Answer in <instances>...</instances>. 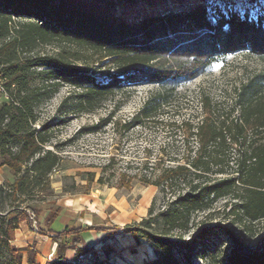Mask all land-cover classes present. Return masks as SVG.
Returning <instances> with one entry per match:
<instances>
[{
  "label": "trees",
  "instance_id": "16d2710c",
  "mask_svg": "<svg viewBox=\"0 0 264 264\" xmlns=\"http://www.w3.org/2000/svg\"><path fill=\"white\" fill-rule=\"evenodd\" d=\"M210 1L0 0V94L7 97L0 104V157L1 165L16 175L10 196L17 201L50 189V178L61 163L60 155L47 148L50 127L34 126L41 98L69 85L74 89L66 101L75 99L79 108L91 112L113 88L168 86L124 126L129 131L150 119L155 105L176 85L198 78L228 55L248 51L264 58V15L253 18L248 9L241 15ZM41 46L56 51L41 54ZM105 60L114 72L99 81L90 65ZM39 68L45 70L42 86L35 84ZM203 110L197 124L181 125L185 139H197L186 161L155 163L148 158L142 164L152 172L140 181L159 192L147 217L126 226L123 233L137 245H150L156 257L147 264H191L198 252L214 251V242L222 234L230 235L227 225L212 219L220 201H231L227 216L232 226L248 231L264 220V71L240 85L226 115H216L209 99ZM109 122L102 120L97 128ZM123 178L122 186L130 188ZM1 193H6L2 186ZM26 210L37 220L44 212L28 206L16 217L0 220L1 264H23V250L12 242L22 222L32 223ZM47 210L42 235H53L57 244L54 264H70L68 249L77 256L93 251L86 233L115 236L121 230L79 226L55 232L62 211ZM228 260L264 264V253H234ZM28 264H38L30 248Z\"/></svg>",
  "mask_w": 264,
  "mask_h": 264
},
{
  "label": "rangeland",
  "instance_id": "374dc122",
  "mask_svg": "<svg viewBox=\"0 0 264 264\" xmlns=\"http://www.w3.org/2000/svg\"><path fill=\"white\" fill-rule=\"evenodd\" d=\"M210 3L232 8L241 15L248 9L253 18H257L258 13L264 15V0H211ZM55 51L50 46H41L37 50L41 54ZM106 63L107 60L90 65L91 69H96L94 72L99 81H106L108 74L114 72ZM44 71L43 68L36 70L35 84H45ZM261 71H264V58L248 51L232 53L198 78L176 85L164 101L155 105L150 119H144L143 124L129 131L124 126L140 112L148 99L162 93L168 86L143 84L113 88L91 112L79 108L75 99L66 101L74 89L69 85L50 98H41L36 105L38 122L34 126L38 129L42 125L50 127L51 142L47 148L61 157L59 167L50 178V189L20 196L16 201L9 194L16 175L1 165L0 157V186L6 191L0 194V220L16 217L28 206L44 210L38 220L32 211L26 210L32 221H26L28 230L36 235L38 242L22 249L23 264H28L29 248L38 255L37 243L44 246L40 236L42 230L46 231L44 220L51 207L62 211L53 227L56 230L63 225L121 229L115 236L97 232L84 236L89 244L95 243L94 249H101L107 255L101 264H136L134 259L139 257L145 260L142 264H147L152 257L153 260L156 255H151L145 241H142L144 248L135 251L126 246L132 236L123 233L126 226L147 217L152 200L159 192L157 187L140 181L141 177L152 172L143 169V162L148 158L155 163L186 161L191 156L188 149L192 151L197 146V139H185L182 123L191 121L197 124L205 115L203 102L206 99L211 102L216 115H226L235 105L240 85ZM5 99L7 97L0 94V104ZM106 119L110 122L97 128ZM124 176L125 183L130 182V188L122 186ZM101 179L103 184L99 182ZM230 203L220 201L212 212L213 222L227 225L230 235L222 234L214 242V251L198 252L191 264H229L228 259L234 253L249 257L264 253V220L254 223L248 231L239 225L232 226L227 216ZM49 236L52 238L53 235ZM95 238L98 242L94 241ZM12 245H18L15 236ZM56 250L39 264H54ZM3 261L4 258L0 259V264Z\"/></svg>",
  "mask_w": 264,
  "mask_h": 264
},
{
  "label": "crops",
  "instance_id": "0c3cea01",
  "mask_svg": "<svg viewBox=\"0 0 264 264\" xmlns=\"http://www.w3.org/2000/svg\"><path fill=\"white\" fill-rule=\"evenodd\" d=\"M28 226H29V224L26 221H24V222H22L20 224V228L15 231V235L14 236H15V241L18 244V245H16L17 248L26 249L27 247L32 246V244L34 242H38V241H36L37 240L36 239V235L33 232L28 230ZM66 228H67V225H63V227L61 226L60 230H56L54 228L53 229H54L55 232H63V231L66 230ZM93 232H90V233H93ZM86 234H89V233H86ZM40 237H41V239L44 242L43 243L44 246L41 247L38 243L36 245V249L35 250L38 253V255H37V257H38L37 258V263L38 264L41 263L42 261H45L46 257H48L50 254L55 252V250L57 249V244L54 243L53 239L49 235H46V236L41 235ZM94 241L98 242V239L95 238ZM92 243L93 244H89V243L88 244L90 246H95V243L94 242H92ZM126 246H129L131 249H133L135 251L139 250L141 248H144L143 247L144 246L143 242H141L140 245H137L135 240H134V238H132V237H130L128 239ZM147 246H148L149 251L151 252V255L154 254L153 249L150 247V245L148 243H147ZM75 257H76L75 250L68 249L67 252H66L67 262L71 263L72 260ZM152 258L150 260H152ZM134 260L136 261L135 262L136 264H142L145 261L144 258H142V257H139L138 259L136 258ZM146 261H149V259L146 258Z\"/></svg>",
  "mask_w": 264,
  "mask_h": 264
},
{
  "label": "built area",
  "instance_id": "2783aa9c",
  "mask_svg": "<svg viewBox=\"0 0 264 264\" xmlns=\"http://www.w3.org/2000/svg\"><path fill=\"white\" fill-rule=\"evenodd\" d=\"M100 250L95 248L93 251L79 255L75 258L72 264H101L103 260L107 259V255L105 254L104 251H100Z\"/></svg>",
  "mask_w": 264,
  "mask_h": 264
}]
</instances>
